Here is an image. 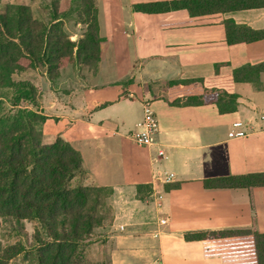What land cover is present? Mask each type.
<instances>
[{
	"label": "crops",
	"instance_id": "0c3cea01",
	"mask_svg": "<svg viewBox=\"0 0 264 264\" xmlns=\"http://www.w3.org/2000/svg\"><path fill=\"white\" fill-rule=\"evenodd\" d=\"M172 1L178 0H97L102 43L95 72L70 65L56 83L40 70L17 77L37 89L43 143L62 138L81 154L84 173L73 184L110 188L120 201L110 229L98 233L110 247L109 264H223L185 235L264 232V189L205 186L207 180L264 173V116H258L264 114V73L254 83L230 79L235 69L264 62V38L230 46L226 27L232 20L264 33V8L197 17L187 10L135 9ZM34 3L37 11L44 1ZM189 80L237 94V111L170 104L168 83ZM129 92L136 98H127ZM147 102L160 123L157 144L149 148L130 138ZM236 122L248 134L231 139ZM168 174L175 175L169 183ZM139 187L150 193L140 197Z\"/></svg>",
	"mask_w": 264,
	"mask_h": 264
},
{
	"label": "trees",
	"instance_id": "16d2710c",
	"mask_svg": "<svg viewBox=\"0 0 264 264\" xmlns=\"http://www.w3.org/2000/svg\"><path fill=\"white\" fill-rule=\"evenodd\" d=\"M8 1L0 0V89L4 90L0 93V221L15 231L22 230L24 222L39 224L45 239L35 237V264H88L80 247L98 237L96 230L104 221L98 206L103 205L91 203L92 196L104 189L73 184L84 173L81 154L62 138L43 143L45 117L37 110V89L17 77L40 70L56 83L70 65L90 68L92 60L99 64L102 39L97 0H43L47 11ZM257 8H264V0H178L135 7L143 13L187 10L192 17ZM73 12L85 28L77 41L66 32ZM226 25L230 46L264 38V33L236 26L232 20ZM92 46L95 52L89 57ZM263 73L264 62L235 69L230 79L254 83ZM168 88L174 106L217 104L221 113L238 109L237 94L208 87L204 80L170 81ZM224 99L230 100L231 108L223 107ZM205 186L264 189V173L207 180ZM144 188H138L140 197L150 193H144ZM185 239L202 242L206 257H220L223 264H264V232L199 231L187 233ZM24 251L22 244H11L0 263Z\"/></svg>",
	"mask_w": 264,
	"mask_h": 264
},
{
	"label": "rangeland",
	"instance_id": "374dc122",
	"mask_svg": "<svg viewBox=\"0 0 264 264\" xmlns=\"http://www.w3.org/2000/svg\"><path fill=\"white\" fill-rule=\"evenodd\" d=\"M38 1V0H35ZM20 2L22 4H31L33 0H9L7 3H16ZM48 2H51L48 1ZM37 5L34 3L33 6ZM48 6L42 4L41 7L45 8ZM36 9V6L34 7ZM67 27L66 32L68 35L72 36L74 34L78 35L77 40L84 35L85 28L80 24L79 19L73 15L67 19ZM87 41V40H85ZM95 52L92 46L91 50L87 53V56H91V54ZM98 64L95 60L91 61L90 69L96 71ZM131 82V81H129ZM4 90L0 89V93ZM163 94V93H162ZM127 98L133 99L136 98V94L134 92H129L126 94ZM13 101L16 99L13 97ZM36 99H38V92H36ZM225 101L221 104L223 107L229 109L232 107V104L229 99H224ZM25 106L32 109L31 106H28L29 103H25ZM40 105L38 104L37 110H39ZM35 110V109H34ZM259 117L264 116L263 113L258 114ZM104 189L102 193H96L92 196V205L95 207L98 202H100L103 206H98L99 210L101 211L104 221L101 228L96 230V234L98 237L91 242L85 243L84 246L80 247V250L83 253V259L88 264H109L110 261V247L106 245V239L104 237H100L98 234L101 233L102 230L106 232L110 229V226L114 223V212L116 213L117 210L121 207L120 201L113 197V190L110 188H102ZM113 197V198H112ZM100 199V200H99ZM102 234V233H101ZM106 235V234H105ZM39 236L45 239V235L41 230L39 224L36 221L24 222V227L22 230L15 231L14 228L10 227L7 223L0 221V256L3 255L4 251L10 246L11 244H22L24 246L25 251L20 255L16 256L15 258L11 259L10 261H5L2 264H35V254L34 251L36 249V240L35 237ZM100 242V243H99ZM1 264V263H0Z\"/></svg>",
	"mask_w": 264,
	"mask_h": 264
},
{
	"label": "built area",
	"instance_id": "2783aa9c",
	"mask_svg": "<svg viewBox=\"0 0 264 264\" xmlns=\"http://www.w3.org/2000/svg\"><path fill=\"white\" fill-rule=\"evenodd\" d=\"M234 130L230 131L229 138L237 139L245 137L248 133H246L243 128L242 122L234 123ZM160 132V123L159 120L149 102L144 105V120L140 129L130 134L131 140L140 147H153L157 144V136ZM164 151H159V157H164ZM174 174L166 175V182H171L174 180ZM167 222L166 219L162 220L161 223L165 224Z\"/></svg>",
	"mask_w": 264,
	"mask_h": 264
}]
</instances>
